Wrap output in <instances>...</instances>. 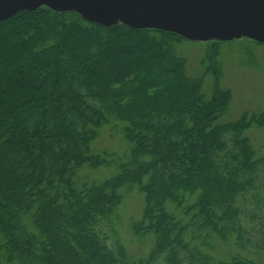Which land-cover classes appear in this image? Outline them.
<instances>
[{
	"label": "trees",
	"instance_id": "16d2710c",
	"mask_svg": "<svg viewBox=\"0 0 264 264\" xmlns=\"http://www.w3.org/2000/svg\"><path fill=\"white\" fill-rule=\"evenodd\" d=\"M165 39L181 40L45 7L0 21V264H264L214 250L235 232L240 189L221 167L220 135L231 131L251 167L234 132L264 112L218 125L228 93L215 81L205 96ZM107 126L123 145L94 151ZM110 165L104 179L83 173ZM133 191L143 207L132 232L151 240L143 256L110 250L94 230Z\"/></svg>",
	"mask_w": 264,
	"mask_h": 264
},
{
	"label": "rangeland",
	"instance_id": "374dc122",
	"mask_svg": "<svg viewBox=\"0 0 264 264\" xmlns=\"http://www.w3.org/2000/svg\"><path fill=\"white\" fill-rule=\"evenodd\" d=\"M171 46L173 55L184 61L186 76L192 80L202 79L205 96L210 95L215 81L220 89L228 93L229 106L218 119V125L240 120L245 112H264V45L245 38L219 43L167 39L160 47L167 55L165 49H171ZM111 127L101 130L93 150L99 147L120 149L123 141ZM234 133L248 139L252 153L249 163L252 165L244 168L242 165L245 162L235 157L238 148L234 145L231 131L220 135L226 143V147L218 153L223 160L221 167L225 165L237 172L236 182L240 189L235 191L232 202L236 219L229 223L235 232L226 235L227 243L217 241L214 250L222 258L239 254L259 263L264 261V117L262 123L245 129L241 126ZM115 171V165H112L85 169L83 173L88 179L95 180L109 177ZM142 207V196L135 191L128 192L111 218H101L94 225L99 238L110 250L122 246L129 255H146L151 240L137 239L131 227L132 222L138 220ZM230 237L232 240L229 243Z\"/></svg>",
	"mask_w": 264,
	"mask_h": 264
},
{
	"label": "water",
	"instance_id": "95a60500",
	"mask_svg": "<svg viewBox=\"0 0 264 264\" xmlns=\"http://www.w3.org/2000/svg\"><path fill=\"white\" fill-rule=\"evenodd\" d=\"M41 6L106 27L119 23L189 41L247 38L264 44V0H0V21Z\"/></svg>",
	"mask_w": 264,
	"mask_h": 264
}]
</instances>
